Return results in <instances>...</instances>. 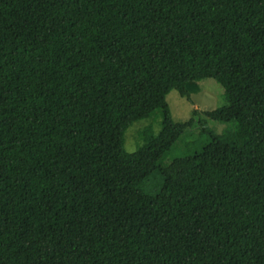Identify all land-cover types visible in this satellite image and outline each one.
I'll return each mask as SVG.
<instances>
[{
	"label": "trees",
	"instance_id": "16d2710c",
	"mask_svg": "<svg viewBox=\"0 0 264 264\" xmlns=\"http://www.w3.org/2000/svg\"><path fill=\"white\" fill-rule=\"evenodd\" d=\"M0 264H264V0H0Z\"/></svg>",
	"mask_w": 264,
	"mask_h": 264
},
{
	"label": "rangeland",
	"instance_id": "374dc122",
	"mask_svg": "<svg viewBox=\"0 0 264 264\" xmlns=\"http://www.w3.org/2000/svg\"><path fill=\"white\" fill-rule=\"evenodd\" d=\"M167 102L174 121H187L194 117L195 121L192 127L188 128L176 143L171 152L166 156L163 166L170 172L178 170L179 157L187 154L189 151H195L200 145L206 143L209 139L208 134L203 130H211L215 134L233 131L235 122H223L211 119L204 114L205 110L214 109L226 104L223 87L212 78H205L199 82V89L191 94L190 98L181 96L176 90H171L167 94ZM196 110V114L193 111ZM150 119H143L134 123L128 128L125 135V148L127 151H134L136 130ZM159 129L158 125L155 127ZM157 188L153 185V180L148 182L146 191L153 193Z\"/></svg>",
	"mask_w": 264,
	"mask_h": 264
}]
</instances>
